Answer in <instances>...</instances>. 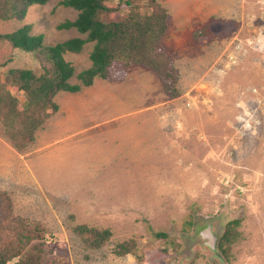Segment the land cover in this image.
<instances>
[{
    "label": "rangeland",
    "instance_id": "1",
    "mask_svg": "<svg viewBox=\"0 0 264 264\" xmlns=\"http://www.w3.org/2000/svg\"><path fill=\"white\" fill-rule=\"evenodd\" d=\"M59 1L29 6L20 21H0V34L29 24L30 34H42L44 46L73 37L83 39L85 35L74 28H56L76 16V11L58 5ZM260 1L158 0L167 10L162 42L171 51L180 95L168 99L160 87L163 94L155 93V110L163 111L160 120L167 134L165 138L162 130V141L166 139L164 146L177 152L176 165L186 166L188 156L195 159L199 189L146 191L118 201L128 226L119 240L134 241L138 257L134 264H151L147 259L162 255V249L169 254L157 264H264V9ZM204 25L213 37L208 44L196 43L192 31ZM91 48L92 43H85L79 53H65L64 58L79 70L89 61ZM233 52L235 63L216 76L215 63ZM0 64V71L26 68L40 72L30 53L11 49L1 41ZM241 113L255 120L249 123L246 141L238 140L233 146L234 140L228 144L222 137L231 136L233 120ZM209 168L211 173L206 175ZM233 220L239 222V236L225 257L215 244L225 224ZM204 227L214 236L212 249L199 235ZM46 234L38 240L46 251L41 264H68L66 254L55 252L53 240Z\"/></svg>",
    "mask_w": 264,
    "mask_h": 264
},
{
    "label": "crops",
    "instance_id": "2",
    "mask_svg": "<svg viewBox=\"0 0 264 264\" xmlns=\"http://www.w3.org/2000/svg\"><path fill=\"white\" fill-rule=\"evenodd\" d=\"M89 65L73 67L72 77ZM146 70L151 72L132 66L122 80L95 79L90 86L71 77L80 90L54 96L57 112L22 151L11 147L0 126V190L9 196L14 214L42 224L68 264L136 263L134 256L111 253L128 227L118 201L146 191L199 189L195 159L188 156L186 166L176 165L177 152L164 146L163 111L155 110L161 84ZM76 225L111 232L112 244L83 247L71 231ZM160 257L165 258L151 256L147 262L157 264Z\"/></svg>",
    "mask_w": 264,
    "mask_h": 264
},
{
    "label": "trees",
    "instance_id": "3",
    "mask_svg": "<svg viewBox=\"0 0 264 264\" xmlns=\"http://www.w3.org/2000/svg\"><path fill=\"white\" fill-rule=\"evenodd\" d=\"M46 2L0 0V21H20L29 6ZM57 4L73 9L76 16L58 23L56 28H74L85 35L83 39L73 37L44 46L42 34H30L29 24L0 34V41L9 48L30 53L40 69L38 74L26 68L0 71V126L13 149L22 151L33 143L35 132L58 110L54 101L57 93L77 92L80 85L90 86L95 79L122 80L132 66L150 70L168 99L180 95L171 51L162 42L168 24L167 10L158 0H60ZM212 37L208 25L192 31L196 43L208 44ZM85 43H92L90 65L75 75L80 85L73 84V67L64 54L79 53ZM238 224L236 220L226 223L217 238L216 251L225 257L239 236ZM71 231L88 249L108 245L112 236L105 229L85 225H76ZM44 235L41 223L13 213L9 196L0 190V264H41L46 251L38 240ZM111 246V253L116 256L130 254L138 258L133 240ZM161 251L164 256L169 254L165 249Z\"/></svg>",
    "mask_w": 264,
    "mask_h": 264
},
{
    "label": "built area",
    "instance_id": "4",
    "mask_svg": "<svg viewBox=\"0 0 264 264\" xmlns=\"http://www.w3.org/2000/svg\"><path fill=\"white\" fill-rule=\"evenodd\" d=\"M260 4L261 6L263 7L264 9V0L260 1ZM264 12V10H263ZM263 19H264V15H263ZM234 48V51L237 52V50ZM235 52L233 53H229V55H227V57L222 60V58L220 59V61L217 63H215L214 65V69H215V75L216 76H219L221 75L223 72H225L227 69H229V67L235 63V59H234V54ZM216 82V81H215ZM243 98L241 97L240 100H242ZM204 105L206 104L207 106V103H203ZM238 107V106H237ZM252 119L255 120V118H252L250 116H246L245 114H238L236 119L233 120V126L231 127V130L232 133L231 136H228V137H222L223 139H227V143L229 144L232 140H234L233 143H231V145L233 144V146H237V141L238 140H245V137L248 135V130H249V123L252 122ZM258 123V122H257ZM219 149H222L224 150V152L228 155L231 154V152L229 150H226L225 147H221L219 146ZM211 163H213V161H210ZM187 165L188 166H191L190 162H187ZM208 173H211V169H207L206 170V175ZM215 180L216 181H219L220 178L216 175L215 176Z\"/></svg>",
    "mask_w": 264,
    "mask_h": 264
},
{
    "label": "water",
    "instance_id": "5",
    "mask_svg": "<svg viewBox=\"0 0 264 264\" xmlns=\"http://www.w3.org/2000/svg\"><path fill=\"white\" fill-rule=\"evenodd\" d=\"M199 235L201 238H203L205 240V244L206 246L209 247V249H212V246L210 244V239L213 238L214 236H212V234L209 231L208 227H204L200 232ZM214 239V238H213Z\"/></svg>",
    "mask_w": 264,
    "mask_h": 264
}]
</instances>
